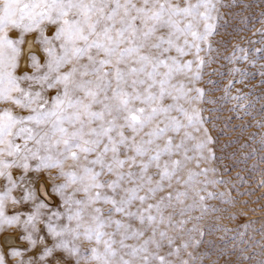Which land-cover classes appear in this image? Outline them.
Returning a JSON list of instances; mask_svg holds the SVG:
<instances>
[{
  "label": "snow or ice",
  "instance_id": "snow-or-ice-1",
  "mask_svg": "<svg viewBox=\"0 0 264 264\" xmlns=\"http://www.w3.org/2000/svg\"><path fill=\"white\" fill-rule=\"evenodd\" d=\"M228 6L222 0H0V104L6 105L0 108V232L17 229V239L27 242L0 248V264L9 258L15 264H197L189 249L208 233L231 231L206 233L200 216L177 220L174 211L190 194L193 203L180 217L197 206L206 214L210 199L230 202L223 192L207 191L209 183L225 181L197 180L210 171L200 162L215 159L197 106L215 101L198 85L215 62L211 37L220 8ZM254 51L264 58V48ZM248 52L236 46L225 59L247 61ZM231 99L251 114V105L239 103L246 97ZM192 163L200 170L189 169ZM44 174L50 183H38ZM190 220L196 221L191 228ZM242 227L229 239L247 243L248 225ZM4 241L12 244L11 237ZM254 243L261 252L240 249L241 264L264 257V243Z\"/></svg>",
  "mask_w": 264,
  "mask_h": 264
},
{
  "label": "rangeland",
  "instance_id": "rangeland-1",
  "mask_svg": "<svg viewBox=\"0 0 264 264\" xmlns=\"http://www.w3.org/2000/svg\"><path fill=\"white\" fill-rule=\"evenodd\" d=\"M222 3L229 6L220 8L222 18L219 21L217 34L211 37L214 49L211 55L215 62L206 66L203 81L198 85L208 92L206 99L214 100L215 103L197 105L203 109L202 115L208 121L204 124V128L214 141L208 147L215 159L200 162V169L208 168L210 171L207 177L201 175L197 180L225 181L226 183L223 184L209 183L207 191L223 192L225 201L230 202L210 199L205 202L210 209L206 214L202 215L197 206L196 210L190 212L187 217H180V209L193 203L190 194L184 204L176 205L174 211L177 220L200 216L199 227L206 233L209 228H227L231 231L227 234L223 231L208 233L198 249H189L198 256L197 264H241L240 249H247L244 255L260 253L261 248L254 241L264 243V235L260 232L264 227V127L258 126L264 124V76L259 75L264 71V58L254 51L257 48H264V36L260 34L264 31V15H262L264 3L261 0H222ZM254 41L261 43H253ZM236 46L249 50L247 61L229 62L225 59L232 56ZM201 55L205 54L201 53ZM252 61H255L254 67ZM234 68H239L246 75L233 73ZM208 80L215 83L208 84ZM234 80L241 82L234 83L226 94L224 90ZM226 95L227 99H225ZM238 95L246 97L245 100L239 101L240 104L251 105L246 109L251 113L250 115L245 114V109L237 108L238 102L231 99ZM5 106L0 104V108ZM207 154L206 152L205 155ZM189 169L200 170L195 167V163L190 164ZM184 177L187 178V171ZM40 181L50 183L47 174H44ZM200 186L201 184L197 185ZM175 187L177 190H184L181 185ZM212 208L218 211H211ZM12 210L10 205L9 212ZM169 211L173 210L169 209ZM193 223L196 221L190 220L186 226L191 228ZM243 225H248L246 235L243 237L247 243L241 244L229 239L236 236L238 231L244 232ZM6 232L19 234V230L10 229L0 232V248L5 250L16 246L15 242L8 246L3 244L2 237L7 235ZM225 239L228 240L227 246L224 244ZM23 243H25L24 247H27V242ZM249 244L252 245L251 248H248ZM31 255L34 253H26L24 259L27 260ZM261 258L264 257L257 256L255 260L244 261L243 264H256V260ZM9 264H15V261L9 258Z\"/></svg>",
  "mask_w": 264,
  "mask_h": 264
},
{
  "label": "bare ground",
  "instance_id": "bare-ground-1",
  "mask_svg": "<svg viewBox=\"0 0 264 264\" xmlns=\"http://www.w3.org/2000/svg\"><path fill=\"white\" fill-rule=\"evenodd\" d=\"M38 183H44V182H41V181H39ZM49 183V182H48ZM5 234H7V235H4L3 237H2V242H3V244H5V245H7L8 246V244H6L5 243V241H4V237L5 236H8V237H11L12 238V244H14V242H15V245L17 246V245H25V243H23V242H20L19 240H17V235L18 234H16V233H10V232H6ZM11 244V245H12Z\"/></svg>",
  "mask_w": 264,
  "mask_h": 264
}]
</instances>
